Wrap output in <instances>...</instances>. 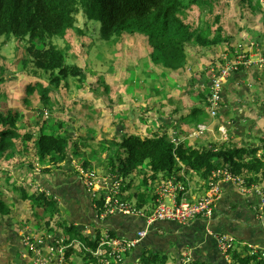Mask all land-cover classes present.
I'll return each instance as SVG.
<instances>
[{"label": "crops", "instance_id": "0c3cea01", "mask_svg": "<svg viewBox=\"0 0 264 264\" xmlns=\"http://www.w3.org/2000/svg\"><path fill=\"white\" fill-rule=\"evenodd\" d=\"M220 49L222 52L227 51L224 46L219 47ZM228 53L231 58L232 53ZM220 59L218 53L214 56L210 50L194 48L189 49L187 59L180 69L167 70L153 64L152 69L145 72L147 77L144 78L160 79L163 87L154 86L155 81H152L154 96L151 99L138 100L132 92L129 95L123 93L122 83L125 81L121 82L119 96L112 106L113 135L108 134L106 137L112 136L115 146L118 147L124 135L135 134L141 138L166 135L169 140L174 137L179 144L190 148L234 149L242 146L247 149L256 148L258 156L262 155L260 150L264 145V90L261 86L264 72L258 64H253L231 73L223 84V104L219 115L211 119L207 111L209 68L215 66ZM155 85H159V81ZM98 106L96 104L94 110L99 112L101 108L97 109ZM90 113L92 112L89 115ZM202 123L208 124L210 130L201 136H190L197 125ZM219 126H224L225 133L219 131ZM87 128L90 127L85 126ZM69 135L70 138L73 137L70 133ZM78 135L81 139L85 136L93 137L86 130ZM78 147L69 148L66 159L59 164L47 166L44 163L43 169L30 168L26 171L25 182L29 180L27 185L37 189L35 191L29 187L31 191L44 193L45 196L47 193L48 198L55 199L61 224L66 228L71 226L72 230L82 235L95 234L106 229L113 235L131 239L135 238L139 230L145 229L146 235L125 255L123 264H147L149 256H153L151 264H237L234 256L241 255L244 243L264 245V218L259 219L252 210L254 199L241 193L230 182L221 184V197L209 218H196L184 224L169 220L148 223L140 215L115 213L100 219L94 199L84 187L74 164L75 157L79 155V151L75 150ZM88 162L94 163L93 158H89ZM92 165L83 164L85 167ZM178 165L180 170L177 174L171 177L159 175L153 182L146 178L149 182L145 186L141 184L140 187H133L134 184L130 183L133 179L132 172L122 188L123 199L135 201L137 208L150 212L155 206L156 186L163 182L168 183L169 180H177L184 185L190 200L200 198L207 189V182L197 173L188 171L183 162L178 160ZM135 181L139 183V178ZM11 183L16 182L12 180ZM24 195L27 194L10 196L5 191L0 192V198L6 202L8 208V202L13 199L18 205L25 201L27 197ZM31 198L35 200L33 196ZM12 214L13 209L10 208L6 216L13 221L16 228L17 225L21 228L25 223H16ZM3 221L7 223L6 220ZM3 230L6 232L8 228L3 227ZM50 230L51 234H63L60 230ZM220 234L234 239L236 245L232 252L224 254L218 249L215 235ZM20 244L19 237L17 240L13 239L12 244H7L5 240L0 241V264H14L19 258ZM79 253L81 252L72 251L68 258L65 255V264L68 261L79 264L76 260L78 257H73ZM81 256L84 264L85 255ZM88 263L91 264L90 261Z\"/></svg>", "mask_w": 264, "mask_h": 264}, {"label": "rangeland", "instance_id": "374dc122", "mask_svg": "<svg viewBox=\"0 0 264 264\" xmlns=\"http://www.w3.org/2000/svg\"><path fill=\"white\" fill-rule=\"evenodd\" d=\"M235 1L219 0L217 3L219 5H215L213 14L207 17L211 22L215 15L221 16L220 23L223 25V37L226 35L224 37L226 40L215 47L189 44L187 52L189 54V49L201 50L205 48L210 50L214 56L218 53L221 58L216 61L215 66L218 67L225 63L223 55L229 56V51L233 57L234 51L240 45L243 51L254 54L255 62L248 66L258 64L264 72V66L256 61V59L264 57L263 20L262 18L255 20L248 6H245L244 11H240L241 8ZM259 2L261 3V12H264V1L259 0ZM191 6L190 10L195 8L189 18L197 20L200 8L194 4ZM205 15L207 13L203 14V16ZM51 40L63 51L65 62L77 65L85 73L84 77L67 75L65 79L61 80L62 82L54 84L56 83L52 80L54 73L36 69L30 62L25 50L26 39L0 37V110L2 112L10 111L16 115L18 119L15 128L21 135L29 131L34 134L31 140L22 137L16 139L14 148L0 157V192L1 190L5 191L10 196L27 194L24 195L27 198L20 205L15 199L8 202L9 207L13 209L12 216L15 222H19L20 225L25 223L21 228L17 225L19 228L17 230L16 225L9 220L8 216L0 214V227L2 225L8 228V231L5 232L1 227L0 241L5 240L7 244H12L13 239L17 240L18 237L20 239L21 250L19 258L14 264L22 262V254L27 246L25 242L28 237L38 238L44 234L53 236L50 229L60 230L65 235L68 233L63 224H56L61 220L58 214L55 215L54 212L50 216L43 211V200L37 199L33 195L37 189L27 185L29 180L26 181L27 183L25 182L26 171L30 168L43 169L42 164L44 163L47 166L54 165L49 162L50 159L46 160L47 158L43 162L40 161L34 138H37L41 133L60 135L63 134V128L70 129L67 133L73 137H71L70 146L68 145L69 148L79 146L75 149L79 151V155L75 157L74 161L76 170L78 167L82 168L85 163L93 164L87 168L97 173L105 172L122 176L124 179L122 188L127 184V178L132 176V172L133 179L130 183L134 184L133 187H140L141 184L145 186L149 182L146 179L148 175L146 165L126 174H121L111 168V165L108 164L110 161L108 155L114 158L113 161H116V156L111 154L110 150L114 139L112 136L106 137L113 132L112 106L114 100L119 96L118 90L121 82L125 81L122 83L123 93L129 95L132 92L138 100L151 99L154 96L153 85L163 87L160 79L152 77L151 80H145L144 78L147 77L145 72L152 69L154 64L149 58L150 46L146 36L139 32H123L121 35L114 34L109 39H103L99 24L88 21L82 12H79L76 15L74 26L67 29L65 36L53 37ZM221 46H224L227 51L219 50ZM248 66H242L231 73L238 72ZM152 81H155L153 85ZM156 81H159V85H155ZM37 83L48 86L49 102L46 106L43 105L37 89L30 93L25 101L23 100L26 96L25 85H36ZM107 88L109 91H105ZM261 88L264 90V80ZM96 104L99 105L97 109L101 108L99 112L94 110ZM222 104L223 99H221L220 108ZM89 112L92 113L89 115ZM109 113L111 115H108ZM151 114L153 112L149 113V115ZM85 126L90 128L85 129ZM91 128H96V130ZM82 130L91 133L93 137L85 136L81 139L78 134ZM115 150L118 149L115 148ZM118 152L119 150L117 155ZM88 156L93 158L94 163L88 162ZM15 166L18 167L14 168ZM115 167L117 168L118 165ZM138 178L139 183H136L135 180ZM12 180L16 183H11ZM29 187L35 191H31ZM32 195L35 200L31 198ZM46 196H48L47 193ZM120 196L123 199V189H120ZM128 201L133 205L136 204L135 201ZM3 220H6L7 223ZM73 257H78L76 260L79 264L83 263L81 255L75 254Z\"/></svg>", "mask_w": 264, "mask_h": 264}, {"label": "trees", "instance_id": "16d2710c", "mask_svg": "<svg viewBox=\"0 0 264 264\" xmlns=\"http://www.w3.org/2000/svg\"><path fill=\"white\" fill-rule=\"evenodd\" d=\"M218 2L219 0H0V37L26 39L25 50L30 62L36 69L54 73V84H58L57 82L65 79L67 75L84 77L85 73L77 65L65 62L63 51L51 40L53 37H64L67 29L74 26L76 15L82 12L88 21L99 24L103 39H109L114 34L121 35L123 32L142 33L150 46L151 62L163 69L177 70L187 59L189 44L209 47L226 40V35L223 37V25L220 23L221 16L215 15L211 22L207 19L213 14L215 5H219ZM235 3L241 8L240 11H244L245 6H248L255 20L262 18L264 25V12H261L259 0H236ZM192 4L200 8L197 20L189 18L195 8L190 10ZM204 13L207 15L203 16ZM25 86L24 101L37 89L43 105L48 104V86L38 83ZM105 91H109V88ZM17 119L14 113L0 110V157L14 148L19 137L31 140L34 136L31 131L21 135L15 128ZM67 132L68 130L64 129L60 135L41 133L34 138L40 161L43 162L49 157V162L55 165L66 159L71 140ZM115 148L119 150L118 155ZM110 150L117 161H113L114 158L108 155V164L112 169L126 174L146 165L149 173L147 178L151 182L159 175L171 177L177 174L180 170L178 160L184 163L188 171L197 173L205 182H208L213 169L224 164L234 173L250 175L249 181L264 179V145L260 150L262 155L258 156L256 148L247 149L240 146L234 149H196L183 144L175 148L166 135L141 138L130 134L123 136L118 147L112 142ZM33 195L43 200L44 212L50 216L54 212L55 215L58 214L55 199L48 198L44 193L34 192ZM94 204L97 211L102 201L94 200ZM9 211L6 202L0 198V214L7 215ZM61 223L56 222L57 225ZM67 232L69 241L78 238L86 241L89 248L95 247L93 239L75 232L71 226H67ZM70 252L72 251L66 252V258ZM79 255H85L84 264H89L88 261L97 264L88 252L82 251ZM152 257H148L147 264H151ZM234 257L237 264H264V260L256 256Z\"/></svg>", "mask_w": 264, "mask_h": 264}, {"label": "built area", "instance_id": "2783aa9c", "mask_svg": "<svg viewBox=\"0 0 264 264\" xmlns=\"http://www.w3.org/2000/svg\"><path fill=\"white\" fill-rule=\"evenodd\" d=\"M241 46L234 51V56L223 55L224 64L211 66L210 91L207 96V111L211 119L216 118L220 109L222 99V86L224 80L232 71L238 70L242 66H248L255 62L254 54L243 51ZM264 66V57L256 59ZM208 124L202 123L190 133V136H201L205 131L210 130ZM219 131L225 133L224 126H219ZM170 142L176 148L178 140L171 138ZM177 159V158H176ZM77 172L82 179L86 190L94 200H101L102 205L97 210L100 219L115 213L127 215H140L146 218L148 223L153 221L169 220L178 223H187L196 218H209L212 216L216 202L221 197V184L230 182L241 193L250 195L252 210L255 215L264 218V179L261 181H249L246 173L238 174L230 170L228 165H221L213 169L207 182V189L204 194L196 199L190 200L186 194L185 186L177 180L160 183L156 186L154 194L156 196L155 206L150 212L137 208L136 204H131L128 200L122 199L120 189L124 181L122 176L113 173H97L92 169L83 166L78 167ZM169 200V201H168ZM96 208V205H95ZM146 235V230H139L135 238H125L113 235L104 229L99 233H90L87 238L93 239L94 248H89L86 241L73 238L70 241L67 235H43L38 238L30 236L25 244V251L22 254L23 260L18 264H65L66 250L86 251L98 264H123L125 255L132 250ZM85 237V235H84ZM218 249L224 253H230L235 249L234 239L226 234L215 235ZM241 256H256L264 260V245L244 243Z\"/></svg>", "mask_w": 264, "mask_h": 264}, {"label": "bare ground", "instance_id": "6f19581e", "mask_svg": "<svg viewBox=\"0 0 264 264\" xmlns=\"http://www.w3.org/2000/svg\"><path fill=\"white\" fill-rule=\"evenodd\" d=\"M78 252H82V250L78 251ZM66 255V254H65Z\"/></svg>", "mask_w": 264, "mask_h": 264}]
</instances>
